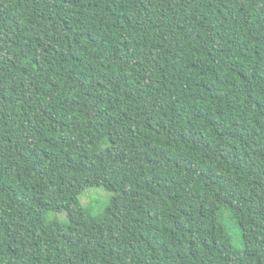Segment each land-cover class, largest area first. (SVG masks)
Segmentation results:
<instances>
[{
	"label": "trees",
	"instance_id": "obj_1",
	"mask_svg": "<svg viewBox=\"0 0 264 264\" xmlns=\"http://www.w3.org/2000/svg\"><path fill=\"white\" fill-rule=\"evenodd\" d=\"M0 264H264V0H0Z\"/></svg>",
	"mask_w": 264,
	"mask_h": 264
},
{
	"label": "rangeland",
	"instance_id": "obj_2",
	"mask_svg": "<svg viewBox=\"0 0 264 264\" xmlns=\"http://www.w3.org/2000/svg\"><path fill=\"white\" fill-rule=\"evenodd\" d=\"M112 194L104 186L91 187L84 191L80 196V202L86 210L92 215L99 214L109 204ZM227 212V210H226ZM60 218L61 213H59ZM62 218V220H65ZM232 226L233 242L238 247H243L241 228L230 221Z\"/></svg>",
	"mask_w": 264,
	"mask_h": 264
}]
</instances>
